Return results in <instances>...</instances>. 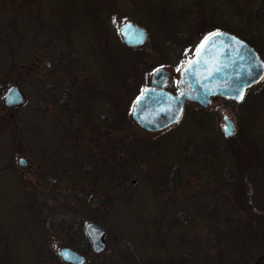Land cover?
Returning a JSON list of instances; mask_svg holds the SVG:
<instances>
[{
  "label": "rangeland",
  "instance_id": "1",
  "mask_svg": "<svg viewBox=\"0 0 264 264\" xmlns=\"http://www.w3.org/2000/svg\"><path fill=\"white\" fill-rule=\"evenodd\" d=\"M190 1L197 7L12 0L0 9V24L15 26L0 30V264H61L62 244L84 264H253L264 255V79L240 103L188 102L160 130L131 116L152 72L165 66L177 83L193 53L207 22L191 26L200 14ZM201 1L202 17L237 26L264 57V0ZM127 18L147 28L145 45H124ZM14 82L27 101L7 108L1 92ZM225 113L236 124L229 137ZM90 220L105 229L99 253L84 232Z\"/></svg>",
  "mask_w": 264,
  "mask_h": 264
},
{
  "label": "water",
  "instance_id": "2",
  "mask_svg": "<svg viewBox=\"0 0 264 264\" xmlns=\"http://www.w3.org/2000/svg\"><path fill=\"white\" fill-rule=\"evenodd\" d=\"M120 33L128 46L142 45L148 39L146 29L131 20L120 25ZM263 76L264 59L254 47L231 32L216 30L202 41L182 67V79H186L190 88L177 93L167 89L169 72L159 67L137 97L131 116L142 128L159 130L179 120L186 100L207 106L212 97L221 95L239 102L246 89L258 83ZM3 102L8 107L18 106L26 102V96L17 84H10L3 94ZM226 124L231 125L232 134L235 123L229 114H224L222 123L225 137L230 136L225 135ZM20 161L23 164L26 160L20 158ZM95 202L99 204L100 200L95 198ZM84 231L94 252L106 248L105 230L100 223L87 221ZM56 252L69 264H82L85 261L84 254L69 245H58Z\"/></svg>",
  "mask_w": 264,
  "mask_h": 264
},
{
  "label": "flooded vegetation",
  "instance_id": "3",
  "mask_svg": "<svg viewBox=\"0 0 264 264\" xmlns=\"http://www.w3.org/2000/svg\"><path fill=\"white\" fill-rule=\"evenodd\" d=\"M196 2V4L195 5H197V7H195L193 4H192V2L190 1L189 3H190V6H189V11H191L192 13L194 12H197L198 13V15H199V17H200V20H199V22H198V20L196 21V23H193L191 26H193L194 28H198V26H202V19H203V22L204 21H206L207 22V24L205 25V27H202V28H200V30H199V34H200V39H199V41H197L198 43H197V45L195 46V48H194V51H193V53L195 52V50H196V48L199 46V44L204 40V38L207 36V35H209L211 32H213V31H216V30H226V31H229V32H232V33H235V34H237V35H239L240 37H242L243 39H245L248 43H250L251 45H253L254 47H255V43H254V41L250 38V36L249 35H247V34H245L243 31H241L239 28H237V26H227V27H225V26H223L222 24H223V21H222V24H220V18H218V16L217 15H211V16H209L208 17V15L207 16H204V17H202L201 15L202 14H204V13H206L207 11L205 10V6H203L202 5V1L201 0H195ZM236 2H238V0H235ZM11 2H12V0H0V9L1 8H4L5 6H10V5H12L11 4ZM242 4H240V3H238L237 4V9L239 10L242 6H241ZM245 7V6H244ZM9 8H11V6L9 7ZM198 8V9H197ZM107 9H108V11H109V7H107ZM14 14H15V10L14 9H12V10H9L8 11V16H14ZM126 20H131V21H133V22H135V23H138V22H136V21H134V20H132V19H126ZM210 20H211V22H210ZM224 20V19H223ZM197 23H198V25H197ZM209 23H211V24H209ZM138 24H140V23H138ZM140 25H142V24H140ZM211 25V26H210ZM224 25H227V24H224ZM20 26L21 27H23V24H20ZM142 26H144V25H142ZM6 27H8L9 29H11L12 30V28H14L15 26L14 25H11V27H9L6 23H3V24H0V30H5V28ZM25 27V26H24ZM145 27V26H144ZM146 28V27H145ZM146 30H147V28H146ZM196 30V29H195ZM148 32V31H147ZM198 39V38H197ZM176 43H182V41H183V36H182V34H180V35H178L177 37H176ZM148 41V40H147ZM146 41V42H147ZM188 43V42H187ZM186 43V44H187ZM193 53L191 54V56L193 55ZM25 67H27V66H25ZM31 68V67H30ZM169 70V69H168ZM180 68L178 69V79H180V75H181V73H180ZM169 72H170V70H169ZM170 78L171 79H175V78H173V75L171 74V72H170ZM182 79V78H181ZM184 80V79H183ZM15 83V82H14ZM184 85H186V83L184 82V83H181V88H183L184 87ZM3 92H4V90H3ZM3 92H1L2 94L1 95H3ZM22 106V105H21ZM16 107H20V106H16ZM16 107H12V108H16ZM20 157H23V156H19V158ZM26 161L22 164L21 163V161H20V164L21 165H26V163H27V158L26 157H23ZM30 169H31V165L29 164L28 166H27V172H29L30 171ZM43 177H44V174H43ZM31 184V183H30ZM176 220V219H175ZM89 241V240H88ZM90 243V242H89ZM76 248V247H75ZM77 249V248H76ZM77 250H79V249H77ZM80 251V250H79ZM80 252H82V251H80ZM263 260H264V255H262V254H260L259 256H258V258H256V260L254 261V262H256V264H261L262 262H263ZM253 262V263H254ZM61 264H66V263H64V262H61Z\"/></svg>",
  "mask_w": 264,
  "mask_h": 264
},
{
  "label": "snow or ice",
  "instance_id": "4",
  "mask_svg": "<svg viewBox=\"0 0 264 264\" xmlns=\"http://www.w3.org/2000/svg\"><path fill=\"white\" fill-rule=\"evenodd\" d=\"M227 120V118H226ZM231 132H232V127L230 124H226L225 125V135H231Z\"/></svg>",
  "mask_w": 264,
  "mask_h": 264
},
{
  "label": "bare ground",
  "instance_id": "5",
  "mask_svg": "<svg viewBox=\"0 0 264 264\" xmlns=\"http://www.w3.org/2000/svg\"><path fill=\"white\" fill-rule=\"evenodd\" d=\"M263 165H264V158H263V160H262V162H261ZM260 166H261V164H260ZM264 168V167H263ZM251 178V177H250ZM249 178V179H250ZM59 256V255H58ZM60 257V256H59ZM61 258V257H60ZM62 259V258H61Z\"/></svg>",
  "mask_w": 264,
  "mask_h": 264
}]
</instances>
